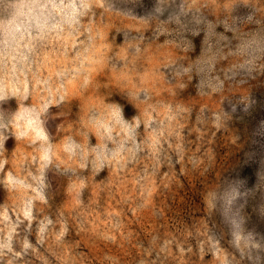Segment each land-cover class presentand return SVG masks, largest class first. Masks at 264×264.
I'll return each mask as SVG.
<instances>
[{
    "label": "clouds",
    "instance_id": "obj_1",
    "mask_svg": "<svg viewBox=\"0 0 264 264\" xmlns=\"http://www.w3.org/2000/svg\"><path fill=\"white\" fill-rule=\"evenodd\" d=\"M130 22L143 31L125 30ZM206 38L214 41L206 44ZM153 43L161 46L159 55L145 66ZM253 84H264V0H8L0 15V156L28 139L26 125H38L50 142L62 123L78 124L83 116L110 129L99 144L89 138L77 169L49 164L39 174L29 172L31 182L13 178L12 191L35 193L32 199L51 209L61 182L67 194L78 180L83 204L89 171L99 184L142 155L154 171L174 167L193 131L218 132L257 112L262 101L255 93L247 102L230 95ZM89 96L102 103L84 113L82 100ZM216 97L218 110L206 103ZM53 109L63 117L54 133L47 127ZM249 144L238 167L202 189L199 210L184 218L190 231L204 222L200 235L192 233L195 243L155 233L140 246L157 251L158 259L175 247L187 264H197L200 252L215 256L216 264H264V118L255 120ZM6 165L5 156L0 172L12 177ZM4 184L0 179L7 193ZM43 220L57 228L51 211ZM69 235L66 223L58 232L38 224L29 231L0 229V264H26L31 253L42 254L45 244L61 247ZM132 264L144 262L133 256Z\"/></svg>",
    "mask_w": 264,
    "mask_h": 264
},
{
    "label": "rangeland",
    "instance_id": "obj_2",
    "mask_svg": "<svg viewBox=\"0 0 264 264\" xmlns=\"http://www.w3.org/2000/svg\"><path fill=\"white\" fill-rule=\"evenodd\" d=\"M7 2L0 0V15ZM123 28L133 35L143 31L141 25L134 22L124 24ZM210 40L214 41V38H206L205 43ZM128 43L125 42V48ZM163 47L167 49L168 46ZM160 48L155 43L150 46L145 66L156 61ZM251 93L262 101L252 117L235 122L231 128L222 127L218 132L215 129L204 133L193 131L189 149L182 156L177 155L174 167L168 164L154 171L151 160L142 155L137 163L128 165L122 173L117 174L112 169V174L99 184L89 171L83 204L78 202L81 199L78 195L81 190L79 181L71 184L67 194L61 182L51 209L39 198L33 200L35 193L28 190H25L28 191L27 196L23 192L13 193V178L31 182L28 173L39 174L49 164L61 171L68 167L77 169L78 154L91 147L89 138H94L99 144L101 133L107 134L110 129L107 125L100 126L99 121L86 123L87 117L83 116L78 124L71 121L62 123L50 142L38 125H26L28 139L17 142L15 151L5 154V171H10L13 176L7 177L0 172L4 187L9 189L7 193L0 191V229L5 233L20 232L21 229L29 231L38 224L45 231L58 232L60 223L70 225V235L61 247L45 244L42 254L31 253L26 264H132L133 256L136 260H143L144 264H187V257L175 247L166 259L163 255L158 259L157 251L142 248L138 241H146L150 234L159 233L162 237L175 235L185 244L195 243L192 233L200 235L204 222L199 221L200 226L190 231L184 225V218L199 210L196 201L202 189L217 184L238 167L243 153L250 147L249 134L255 120L264 118V84L236 86L230 95L240 96L247 102ZM101 103V99L89 96L82 100V111L88 113L91 105ZM206 103L209 108L218 110L221 98H210ZM51 112L53 118L47 127L54 133L63 117L56 116L55 109ZM112 115L116 116L115 111ZM92 118L96 119L95 115ZM13 146L11 140L6 145L9 149ZM5 156H0V159ZM72 179L76 180V177ZM54 183L59 184L55 180ZM48 198L52 199L50 195ZM49 211L57 224L56 229L43 220V215ZM118 224L120 226L116 227ZM32 239L35 242L34 233ZM197 264H216V258L210 253L200 252Z\"/></svg>",
    "mask_w": 264,
    "mask_h": 264
}]
</instances>
